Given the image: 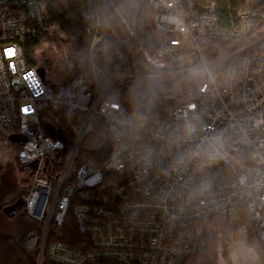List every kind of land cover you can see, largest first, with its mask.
Returning a JSON list of instances; mask_svg holds the SVG:
<instances>
[{"label":"built area","instance_id":"built-area-1","mask_svg":"<svg viewBox=\"0 0 264 264\" xmlns=\"http://www.w3.org/2000/svg\"><path fill=\"white\" fill-rule=\"evenodd\" d=\"M90 1L97 23L73 61L46 0H0V139L28 168L21 199L36 226L25 250L39 248L37 264H192L211 219L234 214L264 243V9L144 0L156 34L141 54ZM36 37L65 44L61 84L28 65L24 46ZM111 39L134 59L129 70L111 66ZM168 84L177 95H163ZM93 136L98 146L87 145ZM107 139L98 162L92 150Z\"/></svg>","mask_w":264,"mask_h":264},{"label":"trees","instance_id":"trees-1","mask_svg":"<svg viewBox=\"0 0 264 264\" xmlns=\"http://www.w3.org/2000/svg\"><path fill=\"white\" fill-rule=\"evenodd\" d=\"M50 12L53 16V20L60 24L61 28L67 34V41L65 44L69 49V55L73 61L84 57L87 53L88 48L91 43V35L93 28L96 26L97 20L94 17V8L90 0H46ZM250 5L254 7H260L264 9V0H248ZM60 2H65V7L59 10L56 4ZM102 11L111 24V26L122 35L127 43L135 48L139 53L142 54L143 50L140 49V45L143 44L147 33L156 34L155 24L153 18L148 8L146 7L144 0H98ZM231 13L225 10L223 19L226 22L230 20ZM46 41L45 38L36 37L29 39L25 46L24 52L27 63L30 67H35L37 64L33 59V52L35 49L40 47L43 42ZM145 49L150 51L153 49L152 46H145ZM110 59L111 66H123L129 70L131 68V62L134 59L127 53L126 49L118 43L117 40H110ZM169 80V79H168ZM141 80L135 81V83H140ZM133 83V84H135ZM170 83V82H169ZM136 85V84H135ZM139 87V86H137ZM168 94H163L164 96H172L173 93L170 91L171 86L168 84ZM158 88V86H157ZM162 93L158 88L155 89ZM182 99H188L187 95L182 98L179 96V101ZM134 108L136 110H141L149 114L155 113L156 111L149 105L143 106L140 103H135ZM19 166V165H18ZM20 167V166H19ZM21 172L28 173V168H21ZM22 198V197H21ZM24 215L30 221V229L25 234L24 238L19 244L11 243L8 238L0 236V264H37L38 252L37 248L34 252H27L24 248V241L28 232L35 228V223L27 216L25 210ZM218 222L221 227L223 241L227 243L232 235L239 231L245 224L244 217L239 218L236 222H231L229 218L213 217L210 221ZM209 223V224H210ZM208 224V225H209ZM208 227V226H207ZM71 235L77 236V231L75 228L69 232ZM208 239V235H207ZM53 241V238H49V243ZM64 242L70 243L68 239H63ZM209 244V241H208ZM208 249V247H207ZM194 263V261H193ZM192 263V264H193ZM45 264H52L47 256L45 259ZM222 264V263H221Z\"/></svg>","mask_w":264,"mask_h":264},{"label":"rangeland","instance_id":"rangeland-1","mask_svg":"<svg viewBox=\"0 0 264 264\" xmlns=\"http://www.w3.org/2000/svg\"><path fill=\"white\" fill-rule=\"evenodd\" d=\"M60 7H65V2L60 4ZM64 47V43L44 41L33 52L35 63L45 68L46 81L51 86L63 82L66 65ZM153 83L155 82L150 80L143 81V85L155 86L153 89L160 88L163 91L161 86ZM176 88L174 87L172 92L177 95ZM143 121L144 119L140 118L138 123ZM98 140L100 137L93 136L88 140L87 145L98 146L100 144ZM15 152V148L7 141H0V236L8 238L11 243L19 244L30 229V221L25 217L24 212L15 217H7L4 214V206L13 199H21L25 195L30 177L28 173L21 172L15 159ZM240 217V214H234L229 219L231 222H236ZM244 219L246 221L243 227L232 235L227 243L223 241L219 223L212 221L207 227L208 249L195 259L193 264H264V252L258 237L248 219Z\"/></svg>","mask_w":264,"mask_h":264},{"label":"water","instance_id":"water-1","mask_svg":"<svg viewBox=\"0 0 264 264\" xmlns=\"http://www.w3.org/2000/svg\"><path fill=\"white\" fill-rule=\"evenodd\" d=\"M38 72L41 75V77L44 79V77H45L44 68L40 67L38 69ZM168 89H170V87ZM21 139H22V137H17V138L12 137L11 138L12 141H20ZM110 152H111V147H110L109 139H107L105 144L100 149L92 150V155L98 162H102L106 158L109 157ZM23 206H24V203H23L22 199H20L17 201L16 204L4 208V214L7 217H15L19 208L23 207ZM259 243H260V246L264 252V243L261 240H259Z\"/></svg>","mask_w":264,"mask_h":264},{"label":"flooded vegetation","instance_id":"flooded-vegetation-1","mask_svg":"<svg viewBox=\"0 0 264 264\" xmlns=\"http://www.w3.org/2000/svg\"><path fill=\"white\" fill-rule=\"evenodd\" d=\"M18 200H20V199H13L9 204H7L6 206H4V208L16 204ZM22 212H23V207H20L19 210L16 213V216L19 215V214H21Z\"/></svg>","mask_w":264,"mask_h":264},{"label":"crops","instance_id":"crops-1","mask_svg":"<svg viewBox=\"0 0 264 264\" xmlns=\"http://www.w3.org/2000/svg\"><path fill=\"white\" fill-rule=\"evenodd\" d=\"M0 141L2 142L3 140L0 139ZM10 144V143H9ZM11 145V144H10ZM16 153V152H15ZM15 159H16V156H15Z\"/></svg>","mask_w":264,"mask_h":264},{"label":"snow or ice","instance_id":"snow-or-ice-1","mask_svg":"<svg viewBox=\"0 0 264 264\" xmlns=\"http://www.w3.org/2000/svg\"><path fill=\"white\" fill-rule=\"evenodd\" d=\"M25 111H27V109H25Z\"/></svg>","mask_w":264,"mask_h":264}]
</instances>
